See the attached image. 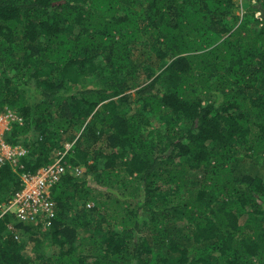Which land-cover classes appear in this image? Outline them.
I'll use <instances>...</instances> for the list:
<instances>
[{"label": "trees", "instance_id": "1", "mask_svg": "<svg viewBox=\"0 0 264 264\" xmlns=\"http://www.w3.org/2000/svg\"><path fill=\"white\" fill-rule=\"evenodd\" d=\"M6 105L24 171L68 141L84 171L50 226L0 215V264H264V175L239 170L264 156V0H0ZM21 183L0 166V204Z\"/></svg>", "mask_w": 264, "mask_h": 264}, {"label": "built area", "instance_id": "2", "mask_svg": "<svg viewBox=\"0 0 264 264\" xmlns=\"http://www.w3.org/2000/svg\"><path fill=\"white\" fill-rule=\"evenodd\" d=\"M15 123L22 124L23 118L7 105L0 109V166L11 165L20 173L22 181L21 187L11 199L0 204V215L13 214L18 222L48 227L56 215L53 187L67 171L71 170L79 175L84 168L69 164L64 160L62 152L52 162L39 167L35 172L24 171L21 158L28 154V147L23 142H11L7 138ZM8 229L15 231L13 222L8 223Z\"/></svg>", "mask_w": 264, "mask_h": 264}, {"label": "rangeland", "instance_id": "3", "mask_svg": "<svg viewBox=\"0 0 264 264\" xmlns=\"http://www.w3.org/2000/svg\"><path fill=\"white\" fill-rule=\"evenodd\" d=\"M73 143L74 141H68L65 143V150L63 151L64 156L66 155L68 149L72 147ZM239 170L241 172L264 175V156L261 154L246 156L244 160H242ZM69 171L72 172L71 170Z\"/></svg>", "mask_w": 264, "mask_h": 264}]
</instances>
